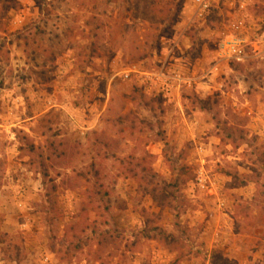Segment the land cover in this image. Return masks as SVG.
Here are the masks:
<instances>
[{
  "label": "rangeland",
  "instance_id": "374dc122",
  "mask_svg": "<svg viewBox=\"0 0 264 264\" xmlns=\"http://www.w3.org/2000/svg\"><path fill=\"white\" fill-rule=\"evenodd\" d=\"M0 264H264V0H0Z\"/></svg>",
  "mask_w": 264,
  "mask_h": 264
},
{
  "label": "built area",
  "instance_id": "2783aa9c",
  "mask_svg": "<svg viewBox=\"0 0 264 264\" xmlns=\"http://www.w3.org/2000/svg\"><path fill=\"white\" fill-rule=\"evenodd\" d=\"M194 3L200 8V15L208 12L212 6V0H194ZM244 27L242 20L233 21L230 31L225 33L219 44V55L222 58L241 61L248 57L249 52Z\"/></svg>",
  "mask_w": 264,
  "mask_h": 264
}]
</instances>
